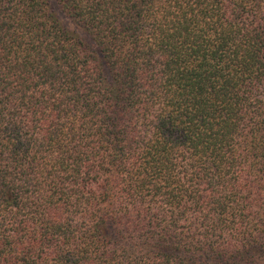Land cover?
<instances>
[{
	"label": "trees",
	"instance_id": "trees-1",
	"mask_svg": "<svg viewBox=\"0 0 264 264\" xmlns=\"http://www.w3.org/2000/svg\"><path fill=\"white\" fill-rule=\"evenodd\" d=\"M0 264H264V0H0Z\"/></svg>",
	"mask_w": 264,
	"mask_h": 264
}]
</instances>
